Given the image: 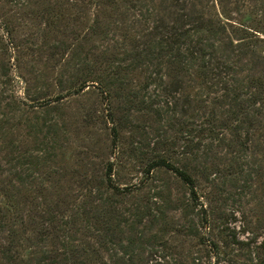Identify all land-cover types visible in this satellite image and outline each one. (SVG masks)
<instances>
[{
	"label": "trees",
	"instance_id": "1",
	"mask_svg": "<svg viewBox=\"0 0 264 264\" xmlns=\"http://www.w3.org/2000/svg\"><path fill=\"white\" fill-rule=\"evenodd\" d=\"M8 1L36 7L38 25L28 49L38 62L44 54L56 60L62 75L75 70L67 77L72 94L100 85L123 98L126 113L132 106L125 102L141 105L155 122L167 119L172 131L186 135L187 164L158 156L146 173H175L190 188L192 204L174 206L181 211L177 225L151 201L120 209L103 192H89L66 214V195L53 191L63 188L62 158L45 154L49 138H40L43 124L31 115L34 107L49 110L65 95H53L38 64L30 63L27 76L11 74L13 65L20 68V56L12 63L8 55L0 60V264H221V245L205 238L208 213L194 212L198 195L190 165L199 164L207 181L219 174L227 185L245 175L264 185V0ZM2 25L12 36L10 26ZM2 49L0 59L7 51ZM135 76L142 81L131 92ZM16 78L24 83L23 97ZM46 125L60 139L62 128ZM112 136L118 144L120 126H113ZM113 168L111 161L104 173L112 198L124 193L113 181ZM171 231L198 239L199 248L176 250ZM253 243L234 236L224 245L248 249L246 261L264 264L256 252L264 245Z\"/></svg>",
	"mask_w": 264,
	"mask_h": 264
},
{
	"label": "rangeland",
	"instance_id": "2",
	"mask_svg": "<svg viewBox=\"0 0 264 264\" xmlns=\"http://www.w3.org/2000/svg\"><path fill=\"white\" fill-rule=\"evenodd\" d=\"M35 10V6L23 9L13 5L11 1L0 0V54H3L2 46L7 49L0 60L3 57L6 60L9 55L13 57L12 63H17L15 59L20 56V68L13 65L10 71L18 77L27 76L26 70L32 66L30 63L38 64V69L45 72L46 79L52 84L50 90L53 95H65L60 101H54L49 110L40 105L34 107L31 115L39 124H43L40 138H49V149L53 144L52 138L57 136L46 123H56L63 130L60 139L54 140L57 142V149H44V153L54 152L62 158V161L58 158L57 162L58 166L63 168L62 174H65L61 181L63 188L53 191H57L58 195L61 192V196L66 195L63 206L66 214H73L89 192H103L104 197L112 199L120 209L132 207L135 202L151 201L153 206L156 205L154 208H166L165 212L173 221H177L178 225L182 222L181 211L174 209V206L184 207L188 203L192 204L190 188L170 170L155 169L148 177L146 168L148 163L158 156H165L179 166L187 164L190 160H186V154L183 152L187 143L183 137L186 135L172 131L167 125V119L155 122L145 107L140 108L141 105L135 106L125 102L127 106H132V112L126 113L122 110L123 98L116 97L113 92L109 94L103 91L100 85H91L79 94H72L67 77L75 70L62 75L63 66L56 60L47 59L48 56L44 54L38 62L36 54H32L28 49L30 38L35 37L32 32H35L38 25ZM91 18L90 12L89 18L84 19L80 27L83 31L86 27L84 24L88 25ZM2 24L10 26L13 30L12 36L5 31ZM61 79L64 82L62 85L59 82ZM16 81L18 94L23 97L24 83L18 78ZM141 81L142 77L135 76L129 90H139ZM149 91L153 96L155 87H151ZM146 100L149 101L148 98ZM114 125L120 126V137L116 145L112 136ZM192 133L195 136V131ZM173 142L176 145L171 146ZM111 161L114 162L113 181L124 190V193L114 198L111 197L113 190L104 181V173ZM253 165L250 164L252 167ZM250 166L246 168L250 169ZM200 169L196 162L190 165V171L196 179L198 195L194 212L198 214L202 208L205 209L211 221V226L206 228L205 238L221 245V258H224L221 259V264H256V261L245 259L251 256L250 250H240L224 244L236 236L245 241L255 240L252 245H264L263 181H249L244 175L225 185V178L219 174H212L211 180L207 181L202 177ZM212 179L216 180L212 182ZM83 221L82 217L79 222ZM168 238L170 243L176 245V250L185 252L200 246L198 239L175 231H171ZM257 251L264 257V248L261 251L256 249ZM252 255L255 257V253ZM214 257L213 263L216 262L217 255ZM225 260H229V263Z\"/></svg>",
	"mask_w": 264,
	"mask_h": 264
}]
</instances>
